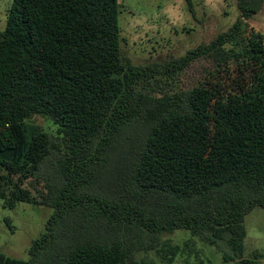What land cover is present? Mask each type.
<instances>
[{
  "label": "trees",
  "instance_id": "16d2710c",
  "mask_svg": "<svg viewBox=\"0 0 264 264\" xmlns=\"http://www.w3.org/2000/svg\"><path fill=\"white\" fill-rule=\"evenodd\" d=\"M237 5L209 45L135 66L119 0H14L0 30V200L54 213L28 261L0 264H173L182 248L165 236L178 231L224 264H264L245 257L246 219L264 210V35L250 24L264 0ZM201 61L208 77L180 89Z\"/></svg>",
  "mask_w": 264,
  "mask_h": 264
},
{
  "label": "rangeland",
  "instance_id": "374dc122",
  "mask_svg": "<svg viewBox=\"0 0 264 264\" xmlns=\"http://www.w3.org/2000/svg\"><path fill=\"white\" fill-rule=\"evenodd\" d=\"M14 0H0V30L7 27L8 13ZM122 51L135 66L165 63L178 59L201 45H209L239 19L237 0H119ZM250 24L264 35V9ZM212 71L205 61L197 62L178 78L180 89L201 84ZM32 123L55 135L48 120L35 117ZM26 183L25 187H29ZM34 195L36 192L33 191ZM54 211L34 204L20 203L14 209L4 208L0 200V253L11 259L28 261L32 244L40 239ZM248 231L246 258L258 257L264 263V210H254L246 219ZM189 232L178 231L165 236L182 248L173 264H224L223 256L198 239L189 248ZM154 264H162L155 254Z\"/></svg>",
  "mask_w": 264,
  "mask_h": 264
}]
</instances>
